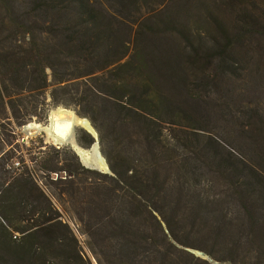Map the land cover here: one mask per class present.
<instances>
[{"label": "trees", "instance_id": "1", "mask_svg": "<svg viewBox=\"0 0 264 264\" xmlns=\"http://www.w3.org/2000/svg\"><path fill=\"white\" fill-rule=\"evenodd\" d=\"M17 33L27 38V48L17 52L8 48L0 54L5 70L0 82L12 110L17 93L11 82L24 69L28 73L22 82L33 81V75L36 81L28 95L50 90L51 107L72 109L90 122L112 173L102 177L113 183L112 191L130 193L132 199L143 192L157 197L163 190L157 176L147 177L149 170L166 169L184 155L202 154L186 143L182 123L194 129L192 115L211 90L226 99L227 111L247 112H238L248 122L240 130L244 140L239 144L243 155L236 154L240 167L230 171L218 164L215 172L234 181L231 188L241 201L252 200L254 216L248 211V217L255 238L249 246H264V233L259 239L264 232V0H0V50ZM184 103L194 105L185 108ZM46 118L44 111L41 121ZM128 120L145 147L142 170L131 153L122 152L116 168L105 152L110 129L128 130ZM91 136L78 130L75 141L90 149L96 142ZM55 152L34 159L30 168L26 164L13 168L12 152L0 146V222L10 233L23 235L61 218L60 209L38 185L36 171L49 179L55 173L51 182L56 188L94 173L79 164L72 150L67 153L74 166ZM53 160L61 165L49 166ZM162 182L163 186L167 180ZM52 196L65 203L60 190ZM138 205L131 212L146 208ZM162 235L164 247L156 248L157 254L169 264H181L171 252L175 245ZM88 241L97 264H103ZM131 249L128 243L122 245L120 264H134ZM62 264L85 263L76 254ZM253 264H264V259L257 257Z\"/></svg>", "mask_w": 264, "mask_h": 264}, {"label": "rangeland", "instance_id": "2", "mask_svg": "<svg viewBox=\"0 0 264 264\" xmlns=\"http://www.w3.org/2000/svg\"><path fill=\"white\" fill-rule=\"evenodd\" d=\"M145 10L143 7L142 12ZM25 42L27 38L17 33L16 37L5 43L7 46L1 48L0 54L3 55L8 48L14 52L26 49ZM41 42L37 41L45 44ZM23 70H19L11 82L12 92L17 93L12 97L15 110H12L5 97L0 82V146L4 152H12L13 168L22 164L30 168L34 159L41 155L55 156L57 150L65 156L67 164L76 165L68 157V150L75 152L70 145L52 141L44 131H26V127L31 124L48 126L51 113L57 109L77 115L72 109L51 107L50 90L41 95L35 91L28 95L29 87L36 86L35 76L33 81L31 78V81L27 79L29 83H24L22 78L28 72ZM4 71L0 66V74H4ZM45 73L49 82L50 71L46 69ZM223 103L226 104V99L211 90L200 110L192 115L195 118L194 129L182 123L188 141L186 143L199 148L201 155H184L175 165L157 172H147V177L157 176V183L163 188L157 197L143 192L132 199L130 193L119 189L112 191L113 183L102 177L112 176V173L105 174L92 169L79 157V164L94 173L82 174L71 185L59 183L56 188L51 182L56 179L55 173L49 179L36 171L34 176L38 185L60 209L61 218L23 235L10 233L0 222V264H62L76 254L82 257L85 264H97L87 247L88 240L99 251L103 264H120L122 258L119 251L125 243L133 246L129 257L134 260V264H169L156 252V248L163 250V233L175 245L176 249L171 252L181 264H253L257 257L264 259V246H249V242L255 238L253 224L250 225L248 217V211L254 216L252 200L248 203L241 201L231 188L234 181H227V177L215 172L218 164L230 167V171L240 167L241 159L236 156L243 155L239 148V144L244 142L240 130L248 123L238 113L240 111H227ZM192 105L184 103L183 107ZM44 111L47 118L41 121ZM34 113L36 116H28ZM76 118L81 119L78 116ZM26 120L24 125L18 126V123ZM78 130L86 131L75 126L74 139ZM137 130L132 122L128 130L117 126L110 129L105 152L116 168L122 152H127L131 153L134 163L141 169L145 147ZM98 151L105 160L99 145ZM230 154L234 157H230ZM55 164L56 160H53L49 166ZM60 176L63 179L65 175L61 173ZM165 179L167 182L162 186ZM59 190L64 195L62 199L65 203H58L52 196ZM138 203L145 204L146 208L131 212L139 206ZM259 231L256 227L255 233ZM263 233L259 239H263ZM185 252L205 262L190 260Z\"/></svg>", "mask_w": 264, "mask_h": 264}, {"label": "bare ground", "instance_id": "3", "mask_svg": "<svg viewBox=\"0 0 264 264\" xmlns=\"http://www.w3.org/2000/svg\"><path fill=\"white\" fill-rule=\"evenodd\" d=\"M75 126H80L88 131L90 135L93 137L95 136L86 120L78 119L71 112L62 109H57L51 113V121L48 126L31 124L26 127V131L30 132L37 130L46 132L52 141L54 140L58 143L70 145L86 166L106 172L107 164L98 156V146L96 142L88 150L76 146L77 143L75 144L74 139Z\"/></svg>", "mask_w": 264, "mask_h": 264}, {"label": "water", "instance_id": "4", "mask_svg": "<svg viewBox=\"0 0 264 264\" xmlns=\"http://www.w3.org/2000/svg\"><path fill=\"white\" fill-rule=\"evenodd\" d=\"M62 110H64V109H62ZM75 116V115H74ZM75 117H77V116H75ZM81 119H84V118H81ZM84 120H86V119H84ZM87 121V120H86ZM89 123V122H88ZM90 125V124H89ZM90 128L92 129V131L94 132V134H95V136L93 137V136H91L89 133V135L96 141V144H97V146H98V140H97V134H96V132L94 131V129L91 127V125H90ZM75 144H76V142H75ZM94 144V143H93ZM92 144V145H93ZM91 145V146H92ZM76 146L77 147H79L77 144H76ZM79 148H81V147H79ZM81 149H83V148H81ZM98 156L105 162V160L102 158V156H101V154L99 153V151H98ZM105 174H111V172H110V170H109V168H108V166L106 165V172H104Z\"/></svg>", "mask_w": 264, "mask_h": 264}]
</instances>
